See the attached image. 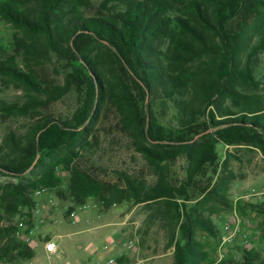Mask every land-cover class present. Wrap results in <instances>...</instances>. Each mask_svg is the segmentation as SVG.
Returning <instances> with one entry per match:
<instances>
[{
  "label": "trees",
  "instance_id": "obj_1",
  "mask_svg": "<svg viewBox=\"0 0 264 264\" xmlns=\"http://www.w3.org/2000/svg\"><path fill=\"white\" fill-rule=\"evenodd\" d=\"M90 6V0L0 2V18L16 31L14 54L0 47V77L28 94L24 104L0 101V112L28 116L72 91L83 97L72 118L46 117L25 135L9 133L0 146V177L16 179L0 183V264L36 258L14 220L31 219L40 189L68 203V219L90 202L104 211L145 205L154 212L151 223L166 233V248H174L173 264H254L243 248H237L243 262L217 261L198 237L200 231L219 237L205 206L228 199L230 176L214 184L219 145L264 152V102L239 90L261 81L264 0H109L87 16ZM52 55L69 68L63 84L39 74ZM197 64L206 66L200 75L192 72ZM109 104L153 170L154 184L127 172L119 173L120 183L105 182L78 164ZM178 160L186 166L179 186L171 172ZM62 173L69 175L66 186ZM193 198L201 200L189 206ZM237 208L264 218V203Z\"/></svg>",
  "mask_w": 264,
  "mask_h": 264
},
{
  "label": "rangeland",
  "instance_id": "obj_2",
  "mask_svg": "<svg viewBox=\"0 0 264 264\" xmlns=\"http://www.w3.org/2000/svg\"><path fill=\"white\" fill-rule=\"evenodd\" d=\"M106 1L109 0H90L91 6L84 10V14L98 15ZM15 33L12 26L0 18V47L9 54H14ZM258 64L256 75L261 80L259 86L239 85V90L244 94H257L264 102V53L260 55ZM205 67L204 64H197L192 72L200 75ZM39 70L45 82L63 84L69 68L66 62L52 55ZM27 99L28 94L23 87L10 78L0 77V101L24 104ZM82 102V95L72 91L47 108H40L28 116L0 112V146L9 133L25 135L31 126L46 117L64 120L72 118ZM226 103L228 106L233 105L231 100ZM87 146L77 162L94 177L105 182L120 183L119 173L127 172L139 175L151 184L157 181L145 158L135 151L131 139L119 125L118 113L112 104L107 106ZM218 150L220 161L214 184L218 177L230 176L228 199L226 204L216 201L205 206L206 216L215 224L219 237L213 238L200 231L198 240L217 261L233 258L243 262L242 255L237 251V248H243L251 251L254 264H264V218L249 210L240 212L237 208L240 202L264 203V152L247 145L220 144ZM226 164L228 170L224 169ZM185 167L183 160H178L172 166L173 180L178 186L185 180ZM62 176L66 186L69 175L62 173ZM9 181L16 179L0 177V183ZM199 185L203 187L204 183ZM199 200L193 198L187 204L193 206ZM67 204L58 203L49 211L37 241L43 245L52 239L57 245V251L47 254L42 247L34 248L36 258L33 261L36 264H80L81 261L84 264H106L111 258L121 260L118 264L174 263V248H166V233L158 224L151 223L150 216L154 212L145 205L124 203L108 211L100 207L79 210L76 224H73L66 216ZM228 227L235 232L231 239ZM17 264L29 262L20 261Z\"/></svg>",
  "mask_w": 264,
  "mask_h": 264
},
{
  "label": "built area",
  "instance_id": "obj_3",
  "mask_svg": "<svg viewBox=\"0 0 264 264\" xmlns=\"http://www.w3.org/2000/svg\"><path fill=\"white\" fill-rule=\"evenodd\" d=\"M34 200L37 205L35 209L31 212V219L17 216L14 220L15 226L17 228L18 238L24 241L32 248H36L40 245L37 241L40 229L44 224H46L49 211L56 207L58 204L56 198L47 189L37 190L34 193ZM97 207V204L90 202L80 207L79 209L73 211L70 214L71 222L73 224H76V217L79 210L97 209ZM28 221H31V224L28 223ZM227 229L230 232L229 238L231 239L234 236L235 232L229 227ZM129 247H132V245H130ZM45 249L48 253H54L57 249V245L53 241H48L45 243ZM29 264L36 263L34 261H30ZM106 264H118V261L115 258H111L107 261Z\"/></svg>",
  "mask_w": 264,
  "mask_h": 264
},
{
  "label": "crops",
  "instance_id": "obj_4",
  "mask_svg": "<svg viewBox=\"0 0 264 264\" xmlns=\"http://www.w3.org/2000/svg\"><path fill=\"white\" fill-rule=\"evenodd\" d=\"M42 229H43V226L41 227V233H42ZM49 231H51V230H49ZM50 241H52V239H51ZM38 247H42V248L44 249L45 253H47V254H52V253H48V252L46 251V249H45V244H43V245L40 244ZM81 248H83V246H82ZM56 251H57V249H56ZM56 251H55V252H56ZM55 252H54V253H55ZM34 262H35V261H34ZM79 263H80V264H84V262H82V261L79 262Z\"/></svg>",
  "mask_w": 264,
  "mask_h": 264
}]
</instances>
